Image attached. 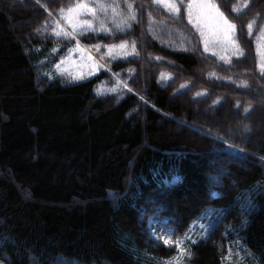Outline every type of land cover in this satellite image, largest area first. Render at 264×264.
I'll return each mask as SVG.
<instances>
[{
  "label": "trees",
  "instance_id": "trees-1",
  "mask_svg": "<svg viewBox=\"0 0 264 264\" xmlns=\"http://www.w3.org/2000/svg\"><path fill=\"white\" fill-rule=\"evenodd\" d=\"M174 2L0 0V264H264V0H210L234 43Z\"/></svg>",
  "mask_w": 264,
  "mask_h": 264
},
{
  "label": "snow or ice",
  "instance_id": "snow-or-ice-1",
  "mask_svg": "<svg viewBox=\"0 0 264 264\" xmlns=\"http://www.w3.org/2000/svg\"><path fill=\"white\" fill-rule=\"evenodd\" d=\"M153 3L161 5L168 9L171 12H174L176 14L180 13V7L174 2V0H153ZM99 7L104 8V5H99ZM128 8L131 9V4H128ZM195 8V11H194ZM187 14L189 17V23H193V16L195 15V25L199 26L202 25L205 21L209 19H213L215 21L216 26L220 29V33L222 35L223 40L226 43H234L233 40V35L235 33V24L231 23L227 18L224 17L223 13H220L218 8L214 4L210 2V0H205V2L193 5V3L189 2L187 6ZM65 10L61 9V12L63 13ZM113 11L115 12V6H113ZM235 11V9H234ZM66 15L64 16V19L67 21V23L75 30L77 27L80 28H87V29H93V25L91 22L84 21L80 22L77 17H79L82 14H88L93 17L96 15V8L90 7L86 2H79L73 7H69L66 10ZM132 19H135V16H132ZM59 27V24H58ZM103 27V26H101ZM253 24L249 23L248 28H249V34L251 35V30H252ZM62 31V30H61ZM61 31H55L54 34L59 36L61 35ZM261 32H264V28L261 29ZM65 36L70 35V33L64 32L63 33ZM203 35V32H202ZM119 47L121 49L127 47L126 42H122L120 45L117 46H110L109 51L111 52L113 48ZM205 50H207V45ZM242 54V53H240ZM59 67V66H58ZM260 71L261 74L264 75V64L260 65ZM239 107V105H238ZM245 112H248L249 109L245 108ZM163 182V180H162ZM158 239H163V242L165 245L169 244H175V246L180 250V254L183 256H190L191 253L186 250L181 248L180 242L177 241H172L169 238L165 237H158ZM195 243V241H193ZM170 264H180L179 258L176 259L174 262H170Z\"/></svg>",
  "mask_w": 264,
  "mask_h": 264
},
{
  "label": "rangeland",
  "instance_id": "rangeland-1",
  "mask_svg": "<svg viewBox=\"0 0 264 264\" xmlns=\"http://www.w3.org/2000/svg\"><path fill=\"white\" fill-rule=\"evenodd\" d=\"M185 2L187 4H189L190 0H185ZM191 2L193 3V5H196V4H200V3L205 2V0H191ZM194 11H195V8H194ZM186 17H188L187 10H186ZM193 17H195V15ZM60 27L63 30H66V31L69 30L71 32L73 29L67 23V21H66V23H62V25L60 24ZM195 27H196L195 29L197 31H199L198 32L199 35L201 37L202 36L206 37V39L211 41V43H213L215 41V39H217V38H215V36L222 37V35L220 34V29L216 26L215 21L213 19H209V20L205 21L202 25H199V26L195 25ZM202 32H203V35H202ZM76 44H77V48L72 53V56L75 57V55H77L76 57H78V61L76 60V57H75V59L73 58L75 61H72L69 64V66L72 69H74V71H78V72L87 74L88 76L97 75L100 72L101 67H103L102 66L103 64L95 57V53L91 49L87 48L86 46H84L83 44H81L77 40H76ZM211 46H212V44H211ZM183 104H184V102H183ZM182 106L185 107L184 105H182ZM255 115H257V114H255ZM258 117H260V115H258ZM172 122H174V121H172ZM230 122L232 123V125L235 124V121L234 122L230 121ZM174 124H175V128L173 129V131H172V129H168V128H165V131L170 132V133H174L175 135L184 134L185 137L192 135V133H190V131L184 130L185 128L187 129V127L183 126L181 123L174 122ZM187 130H189V129H187ZM260 131H261V127H259L257 125V128H255L253 133L258 136ZM193 135H195V134H193ZM216 163H219V162H216ZM216 163L215 164L213 163L214 164L213 167H214V169H216L215 172H217V175L223 176L225 173L221 172V167H219V165ZM240 163H243V162H240ZM241 165H243V166H241ZM241 165H239V166L245 167L246 164H241ZM162 232H163V230L158 229L155 233L154 232L151 233V236H153V234H155L157 237L159 235L161 236ZM161 237H164V236H161ZM161 240L163 241V239H161Z\"/></svg>",
  "mask_w": 264,
  "mask_h": 264
}]
</instances>
